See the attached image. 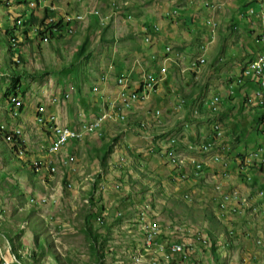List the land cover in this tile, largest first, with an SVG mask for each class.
<instances>
[{
	"label": "rangeland",
	"instance_id": "374dc122",
	"mask_svg": "<svg viewBox=\"0 0 264 264\" xmlns=\"http://www.w3.org/2000/svg\"><path fill=\"white\" fill-rule=\"evenodd\" d=\"M239 1L85 0L77 31L63 28L66 34L44 40L35 27L44 8L64 16L82 10L78 0H0V264L15 257L23 264H155L160 248L149 245L152 231L161 244L186 249L187 261L175 255L174 264H264V204L255 199L264 179L249 162L256 143L264 145L263 124L256 132L264 110L242 105L243 83L232 85L241 94H227L230 80L259 53L260 23L249 31L241 14L255 7ZM100 10L107 23L93 17ZM31 13L37 23L23 25ZM161 64L168 70L166 79L154 77L158 91L130 113L110 115L121 114L117 85L122 103H131ZM130 69L133 81L142 78L136 88L126 77L115 82ZM247 91L253 100L252 86ZM215 95L224 99L220 109L209 106ZM220 123L223 139L194 155L203 172L187 176L198 173V161L191 157L184 167L175 154L188 156L181 147L191 150L190 142L217 140ZM85 124H95L97 134L81 131L84 140L49 152L55 126ZM234 189L240 195L224 194Z\"/></svg>",
	"mask_w": 264,
	"mask_h": 264
},
{
	"label": "built area",
	"instance_id": "2783aa9c",
	"mask_svg": "<svg viewBox=\"0 0 264 264\" xmlns=\"http://www.w3.org/2000/svg\"><path fill=\"white\" fill-rule=\"evenodd\" d=\"M78 1H79V3H81V5L86 4V3H83V1H85V0H78ZM263 7H264V0H258L257 6L255 7V9L250 10V17L255 18V13H263ZM93 17L101 20L102 23H107V20L105 19V13L102 12L101 10L98 12V14L93 15ZM50 18H58L59 28L71 29L72 26H78L80 18H81V14H79V11H78V18H71V13L65 14L64 16L63 15L61 16L60 14H56V15L51 16ZM59 28H56L55 31H50V35H52V33L54 34V32H56L57 29H59ZM159 30H160V27L157 25H154V31H159ZM165 48H169V47L166 46ZM263 50H264V46H263ZM202 55L204 56V54H202ZM197 61H198L199 65L200 64L202 65L203 64V57H201V58L199 57L197 59ZM263 67H264V64L261 65L260 67H258L253 73H251L250 79H248L247 81L238 80V83H245V84H250L253 81L254 83L252 85L250 84V86H252V88L254 90L255 78H262L263 79L262 93H255V91H254V99H253V102H256V104L262 105V106H264ZM167 70H168V67L165 65V67H163L162 70H156V71L151 72V83L148 87L143 88V90L141 91V95L138 96L137 98H134L131 101V103H122V99H118L117 104H118V106L121 107V114H114L113 112H110V115H116V118H117V116H123L124 113H130L131 110L133 108H135L137 104L146 103L147 100L151 97V95L158 91V86H154V77H156V74H164V79H166ZM125 75L127 77V80H131V74H125ZM134 83H137V81H132V86ZM227 91L230 95H233L236 91V87L231 86L230 83H228L227 84ZM14 97L15 96L13 95L12 99ZM222 104H223V98L220 95H215L212 98V100L209 101V106L218 107L219 109L221 108ZM44 110H45V108H44ZM43 112L39 113L40 115L38 116V118H41V116L43 115ZM98 115H99V113H98ZM160 116H161V110L158 109V115L156 117H160ZM103 120H109V119L100 118V122H102ZM222 126L223 125L220 123L219 124V131H220ZM81 131H88V136H93V135L97 134V129H95V124H85L79 130H72V127L60 128V125L55 126L54 130H53L54 133L52 134V136H53L52 139H54V147L49 148V152H51V154L55 155L61 150L62 147H66L69 143L84 140L85 138H81ZM11 137H12V135H11ZM222 139L223 138H219V141H221ZM167 143L168 144H174V138L171 139L170 141H167ZM190 143H191V150H189L188 156H179V154H175V156H174V157L180 158V164H184V167H186V162L189 159H191L192 149H199V152L200 151L205 152V149H210L212 147H215L216 146L215 144H217V142H211V141L202 142V140L200 143H193V142H190ZM223 155L224 154L219 152V156L214 157V159L221 160L222 158H224ZM250 155H251V158L249 159V162H251L252 164L253 163H264V145L260 146L256 151H254ZM203 164H204L203 161L201 162L198 160V163H197L198 173L197 174H189V171H188L187 176H195V177L199 176L200 173L203 172V168H204ZM225 164H227V163H225ZM219 186H220V184L217 185V187H219ZM224 194H230L231 198H233L235 195H240L238 190H235V192L224 193ZM257 194L264 199V189L258 190ZM223 212H225V211H223ZM148 219H149V216H148ZM147 229H148V222H147ZM161 243H162V241H160V238L155 237L154 231H152V243H150L149 245H156V247L160 248V255L154 257V263L155 264H157V259H164V261H170L171 264H174V263H172V261H173V258H175V255H180L182 257L183 261H187L186 249H179V243H166L167 245H164ZM163 247H171V254H163ZM11 256H13V255L11 254ZM8 264H15V263L12 259V261H9Z\"/></svg>",
	"mask_w": 264,
	"mask_h": 264
},
{
	"label": "trees",
	"instance_id": "16d2710c",
	"mask_svg": "<svg viewBox=\"0 0 264 264\" xmlns=\"http://www.w3.org/2000/svg\"><path fill=\"white\" fill-rule=\"evenodd\" d=\"M255 2H257V1H255ZM254 1L252 2V3H255ZM249 5H251L250 3L249 4H247V6H249ZM45 9V16H44V18L41 20V22L39 23V24H37L38 26H35V27H37L36 28V30L38 31V35H40V36H42V38L45 40L46 38H48V40H50V39H52V38H55V37H59V36H62V32H64L65 31V33H66V30H64V31H62V29L63 28H59V20H58V18H50L51 16H52V14L54 13H52V11L50 12L48 9H47V7H45L44 8ZM54 14H56V13H54ZM243 16L244 17H248V15L247 14H245V11L243 12ZM249 18V17H248ZM50 19H54V22H50ZM19 20H21V19H19ZM18 20V21H19ZM98 21H99V19H97ZM37 21H38V16L36 15V13H31V16H30V18L27 20V21H25L24 23H23V25H35L36 23H37ZM47 27V28H46ZM55 28H59L58 30H59V32L58 31H56V32H54V34L52 33V35H50V32L48 33V30H50V31H54L55 30ZM62 31V32H61ZM51 37H50V36ZM12 38V39H11ZM15 39V37L14 36H11L10 37V39H9V45L11 46V42H12V40L13 41H15L14 40ZM88 42H87V40L83 43V45H82V47H81V50H80V52H84L85 51V48H86V44H87ZM15 43H13V47L15 46L14 45ZM11 48V47H10ZM242 71H243V68H242ZM19 82V78H15L14 79V84H13V88L14 89H16V86H17V83ZM254 82L252 81L250 84L252 85ZM244 84V83H243ZM250 84H244V86L246 87V88H249V87H251L250 86ZM247 96H249V95H247ZM10 100H11V97H10ZM246 101H247V99L246 98H243V102H242V105H244L245 103H246ZM262 106V105H261ZM259 107V106H256V108H260V109H263L264 110V108H262V107ZM264 121V116L262 117V115L259 117V119H258V127H259V125L261 124V122H263ZM2 128H5V126L3 127L2 126ZM260 131V129L259 128H256V132H259ZM10 135V133L9 134H7L6 135V138L8 137ZM18 136V135H17ZM16 137V136H15ZM112 148H113V146L111 145V144H108L107 145V153L106 154H104L103 155V157H102V160H103V162H105L106 161V159H107V154L110 152V151H112ZM5 150H8V149H5ZM7 154H9V155H11V154H13V152H12V150H8V153ZM253 170H259V171H261V168H260V166H258V165H255V166H252L251 167ZM248 178V177H247ZM257 178V177H256ZM249 180H251V182L252 183H257L258 184V182H257V179H252V177H249L248 178ZM261 189H264V187H260ZM260 188H259V190H260ZM187 198H188V196H187ZM207 213V212H206ZM206 217L209 219V220H215L216 221V216L214 215V213L212 212V211H209V214H206ZM0 230H2L1 228H0ZM4 232V231H3ZM90 233H92V238L94 239V240H96V242H97V238L99 237V234H97V233H94L91 229L89 230V234ZM209 234L212 236L213 234L211 233V232H209ZM3 235H5V236H8L6 233H3ZM13 250H14V253L16 254V256L20 259V260H22V258H21V254L19 253V251H18V249H17V247H15L14 246V248H13ZM213 250V252L215 253V249L213 248L212 249Z\"/></svg>",
	"mask_w": 264,
	"mask_h": 264
},
{
	"label": "crops",
	"instance_id": "0c3cea01",
	"mask_svg": "<svg viewBox=\"0 0 264 264\" xmlns=\"http://www.w3.org/2000/svg\"><path fill=\"white\" fill-rule=\"evenodd\" d=\"M242 1V0H241ZM255 2L256 0H252L251 2ZM238 2H240L239 0H237V3ZM243 2L244 1H242V3L241 4H243ZM235 4V6H236V8H237V10L239 9V10H241L242 9V7L240 8V4L238 5V4ZM251 5H255V3H251ZM256 5H257V3H256ZM84 7H85V4H83L82 5V10L81 11H79V14H83L84 13ZM176 12V11H175ZM242 14V13H241ZM76 15H78V12H74V13H71V18H74ZM247 15H248V13H247ZM240 16V15H239ZM249 16H250V14H249ZM93 18V17H92ZM242 18V17H241ZM244 20V21H243ZM242 21H243V23L244 24H246V25H248L247 27H248V29H249V31H253V26L251 25V21H248V20H245V19H243ZM99 22H100V20H99ZM81 24H84L83 23V21H82V23H79L78 24V26L79 25H81ZM101 24V23H100ZM78 26H72V28H74L75 29V31H77L78 30ZM259 27H260V24H259ZM154 28V27H153ZM150 30H152V28L150 29ZM69 31V30H68ZM153 32H154V29H153ZM66 34V33H65ZM145 40H147V42L149 43V41L148 40H151V37L147 34L146 35V37H145ZM167 47H169V48H165V50H166V52H169L170 50H171V46H167ZM255 50H259V49H257V48H254ZM262 52H260V54H261ZM202 54H204V53H202ZM201 54V55H202ZM259 54V55H260ZM264 54V52L260 55V57L262 56ZM258 55V56H259ZM205 56H206V54H205ZM204 56V57H205ZM260 57L258 58V57H256L254 60H256L257 58V60L255 61V62H253V63H251V64H249V65H253L254 63H256L259 59H260ZM205 59V58H204ZM253 60V61H254ZM137 63H139V61L137 62ZM250 63V62H249ZM248 65V66H249ZM247 66V67H248ZM163 67H165V65H160L159 66V68L157 69V70H162V68ZM245 70V69H244ZM241 73H242V71H241ZM125 74H131V80H129V81H131V83H132V81H133V78H132V75H133V70H129V73H125ZM125 74H119V75H117V77H116V79H115V82L117 81V79L119 78V77H126V75ZM145 73H143V75H144ZM143 75H142V77H143ZM160 79H162V80H164V74H156ZM127 78V77H126ZM147 77L145 76V79H146ZM238 77L237 76H234V78H233V80H235V79H237ZM256 79L257 78H255V82H257V84L259 85V82L258 81H256ZM142 80V78L138 81L137 80V83H134L133 85H137L138 83H140V81ZM232 80V79H231ZM230 80V81H231ZM245 84V83H244ZM244 84H242V86H244ZM116 85H117V83H116ZM233 84H231V86H232ZM240 85V84H239ZM238 84H237V86H239ZM130 87V86H129ZM137 87V86H136ZM136 87H134V86H132V88H136ZM131 88V87H130ZM131 88V89H132ZM255 88H256V83L254 84V90H255ZM245 89H246V87H245ZM253 89V88H252ZM121 90H123V88H121V87H119L118 85H117V94H116V97H115V99L117 100V99H119L120 98V96H119V94H120V91ZM254 90H253V92H254ZM257 90H259V86H257ZM254 94V93H253ZM238 96L239 94H235V95H233L232 97H230V99H232V98H234L235 96ZM247 95V94H246ZM181 102H185V99H182L181 100ZM109 106H111V105H109ZM108 106V107H109ZM107 107V108H108ZM158 110V109H157ZM38 119V118H37ZM51 119V118H50ZM50 122H53V121H50ZM72 129H74L73 127H72ZM202 132V131H201ZM202 136H203V134H202ZM53 137V136H52ZM207 138V136L206 137H203V139H206ZM218 140L219 139H217V140H215L214 142H218ZM51 142H52V140H51ZM188 145H191V143H189ZM50 146V145H49ZM181 150L183 151V153H185L186 155H189V147L187 146V148H185V147H181ZM196 152H199V150H196V151H194V149L192 150V155H191V157H193L194 158V155H196ZM217 154H219V152L217 153ZM200 155H201V153H200ZM216 155V154H215ZM195 159V158H194ZM195 160H197V159H195ZM205 161H206V159H204ZM198 161V160H197ZM207 162V161H206ZM212 164V163H211ZM238 164V163H237ZM237 164H236V166H237ZM253 166H255V165H258V166H260V168H261V173H262V177H260L259 175H258V173L257 172H255L254 173V177L256 176L257 177V179L258 180H260L261 178H263L264 179V171H263V165H262V163H253L252 164ZM212 166V165H211ZM240 166V167H239ZM238 167L241 169V167H244L243 165L241 166V165H239ZM196 166H194V168H195ZM190 170V169H189ZM209 171V170H208ZM256 171V170H255ZM189 174H192L190 171H189ZM185 175V174H184ZM226 184H227V182H226ZM226 186H228L229 187V183L226 185ZM234 190H236V189H234ZM252 198H254V197H252ZM255 199L257 200L256 201V204H264V199L261 197V196H259L258 194H257V192L255 193ZM232 203V202H231ZM244 203V202H243ZM255 210H256V208H254Z\"/></svg>",
	"mask_w": 264,
	"mask_h": 264
},
{
	"label": "bare ground",
	"instance_id": "6f19581e",
	"mask_svg": "<svg viewBox=\"0 0 264 264\" xmlns=\"http://www.w3.org/2000/svg\"><path fill=\"white\" fill-rule=\"evenodd\" d=\"M216 7L215 8H217V5H215ZM251 10H254L253 8L251 9ZM90 13V12H89ZM248 12H246L245 11V14H247ZM249 14H250V12H249ZM249 14H248V17H250L249 16ZM254 19H256L257 21H258V23H260V32H259V37H260V41H261V43L263 44V46H264V40H263V36H264V7H263V13H255V18ZM170 49V48H169ZM203 49V48H202ZM260 52H264V50H262V51H260ZM261 53V54H262ZM260 54V53H259ZM260 54V55H261ZM260 55L259 56H257L258 58L260 57ZM204 56H205V53H204ZM203 56V57H204ZM205 58V57H204ZM257 58V59H258ZM256 59V60H257ZM256 60H252L250 63H248L244 68H243V71H242V73L240 74V75H238V78L237 79H235V80H233L232 82L230 81V85L231 84H233V83H235V81L237 82L236 84H241V83H238V80H240V81H247L248 79H250V74L251 73H253L258 67H260L261 65H263L264 64V54L260 57V59L256 62V63H254L253 65H251V66H248L249 64H251V63H253V62H255ZM205 61H206V59H205ZM205 61H203V64H204V62ZM248 66V67H247ZM245 69V70H244ZM263 75H264V67H263ZM247 79V80H246ZM146 83H144L143 84V88H146V87H148L149 85H150V83H151V78H147L146 80ZM256 81H258L259 82V90H258V93H262V86H263V79L262 78H257L256 79ZM123 83V82H122ZM256 83V88H255V90L254 91H256V89H257V82H255ZM157 84V82H154V86ZM244 87V86H243ZM254 93V92H253ZM250 96V95H249ZM13 97V96H12ZM16 97V96H15ZM251 97V96H250ZM250 97H249V101H251V99H250ZM252 98H254V94L252 95ZM253 101V100H252ZM11 103H12V101H11ZM260 107V106H259ZM104 118V117H103ZM106 118V117H105ZM219 123V122H218ZM261 126V125H260ZM262 127H263V130H264V124L262 125ZM262 129V128H261ZM262 130V131H263ZM261 131V132H262ZM215 132H216V139H219L220 138V136H223V132H222V129H220V131H219V125H216L215 126ZM205 142H209L208 140H206ZM212 142V141H211ZM51 148H53L54 147V143L52 144V146H50ZM64 147H62L61 149H63ZM214 147H212V148H210V149H205V152H209V151H211L212 149H213ZM219 156V154H216L214 157H218ZM214 160H216V161H220L219 159H214ZM224 163V162H223ZM264 164V163H263ZM225 166H228L227 164H224ZM197 168H198V166H196ZM196 168V169H197ZM228 199V198H227ZM222 208H223V206H222ZM150 227V226H149ZM150 230V229H149ZM156 232V231H155ZM150 234V233H149ZM155 236V235H154ZM150 238H152V236H150ZM150 241V240H149ZM149 243H152V241H150ZM184 247L182 246V245H180L179 244V249H183ZM171 254V247H169L165 252H164V254ZM14 257H15V255H14ZM14 263L15 264H23L22 262H20V261H18L17 259H16V257L14 258ZM25 264V263H24Z\"/></svg>",
	"mask_w": 264,
	"mask_h": 264
},
{
	"label": "clouds",
	"instance_id": "9594fccd",
	"mask_svg": "<svg viewBox=\"0 0 264 264\" xmlns=\"http://www.w3.org/2000/svg\"><path fill=\"white\" fill-rule=\"evenodd\" d=\"M256 1H258V0H256ZM256 3L257 2H255V5L253 6V5H249V6H247V8L248 7H256ZM246 8V9H247ZM242 15H243V13H242ZM249 20L251 21V23H255V22H257V20L256 19H254V18H251V17H249ZM259 32H260V30H259ZM259 35V34H258ZM255 44H256V46H257V49H259V53H260V51H262L263 50V44L261 43V41H260V37L258 38V39H256V41H255ZM259 53L254 57V58H252V59H250L248 62H247V64L249 63V62H251L252 60H254L258 55H259ZM247 64H245L244 65V67L247 65ZM244 67H242V68H244ZM242 68H241V71H242ZM235 76V75H234ZM253 90V89H252ZM240 93L239 94H241V91H239ZM238 92H237V89H236V91H235V93L233 94V95H235V94H237ZM227 94H229V93H227ZM243 94H245V96L243 95L242 97H244V98H246L247 99V101L248 102H250V103H252L253 101L251 100V101H249V97L250 96H247V95H249V93H248V91H247V88L244 90V92H243ZM247 94V95H246ZM233 95H230L229 94V96H228V99H230V97H232ZM224 100V99H223ZM225 105V103L224 104H222V107ZM256 106H261V105H258V104H256ZM262 108H264V106H261ZM263 116H264V114H263ZM262 116V117H263ZM260 117V116H259ZM261 124H264V121L263 122H261ZM260 124V125H261ZM260 130H262L261 129V127H258ZM257 145H256V147H257V149L260 147V142H259V144H258V142L256 143ZM256 149V150H257ZM255 150V151H256Z\"/></svg>",
	"mask_w": 264,
	"mask_h": 264
}]
</instances>
